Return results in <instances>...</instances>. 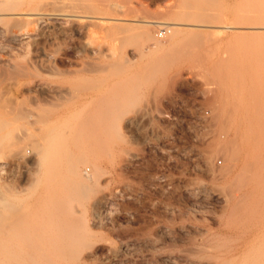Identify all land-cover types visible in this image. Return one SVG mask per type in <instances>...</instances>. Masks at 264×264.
<instances>
[{
    "label": "bare ground",
    "instance_id": "1",
    "mask_svg": "<svg viewBox=\"0 0 264 264\" xmlns=\"http://www.w3.org/2000/svg\"><path fill=\"white\" fill-rule=\"evenodd\" d=\"M138 5L141 0H0V264H264V0H169L158 17ZM155 28L173 30L167 44L155 40ZM69 48L81 62L62 70L56 56ZM185 65L194 69L189 74L198 70L195 75L219 82L221 131L235 128L236 136L198 150L221 148L226 167L192 161L197 166L186 181L184 167L179 174L164 168L144 179L146 192L113 197L107 168L121 175L113 160L123 150L126 124L144 121L138 108L144 89ZM53 73L61 85L48 91L43 77ZM217 185L225 193L210 199L220 205L214 225H182L204 219L187 206L208 208L204 193Z\"/></svg>",
    "mask_w": 264,
    "mask_h": 264
},
{
    "label": "rangeland",
    "instance_id": "2",
    "mask_svg": "<svg viewBox=\"0 0 264 264\" xmlns=\"http://www.w3.org/2000/svg\"><path fill=\"white\" fill-rule=\"evenodd\" d=\"M233 1H236V3L237 4H239L240 2H242V0H233ZM141 3H143V5L141 6H139L138 8H143L142 10H147V12H151L150 14L152 15H149V13L148 14H145V15H149V16H151V17H158V16H160V13L161 12H166L167 13V10H168V5L167 4H169V0H141ZM157 10V11H156ZM159 10V11H158ZM160 10H161V12H160ZM164 10V11H163ZM158 12H160L159 13V15L158 16H155V14L156 13H158ZM161 15H163V13H161ZM167 21H170V20H167ZM173 25H171L170 27H172ZM180 26V25H179ZM180 27H183L182 25L180 26ZM157 30V31H156ZM155 31V32H154ZM159 31V32H158ZM166 31V32H165ZM245 31V30H244ZM243 30L241 31V32H244ZM251 31H253V30H251ZM167 34V35H166ZM173 34V30L171 29V30H163V29H158V28H155V29H153V36H154V38H155V40L157 41V42H159V43H162V44H167L168 43V40H169V37L171 36ZM165 36V37H164ZM231 36V35H230ZM165 39V40H164ZM161 40V41H160ZM167 42V43H166ZM129 46L130 45H127L126 47H125V56H131L132 55V49L135 47H133V45L131 44V46L133 47L132 49H131V47H130V49H129ZM70 52H69V51ZM69 52V53H68ZM74 52H76L75 50H72L71 48H69V49H66V50H63V52H61L58 56H56V62H58L57 64H58V66L60 67V69H62V70H68L69 68H75L80 62H81V57H80V55L78 56V54H76V53H74ZM126 52H129V54L127 53V55H126ZM67 54V55H65V54ZM72 53V54H71ZM73 53L75 54V55H73ZM63 54V55H62ZM71 55V56H70ZM76 56V57H75ZM63 57V58H62ZM60 58V59H59ZM66 60H65V59ZM68 58V59H67ZM71 58V59H70ZM75 58V59H74ZM74 59V60H73ZM64 60H65V62H64ZM77 60V61H76ZM71 61H73V62H71ZM60 62H62V64L60 63ZM66 62H67V64H69V65H67L66 64ZM65 63V64H64ZM71 63H74L73 65L71 64ZM76 63V64H75ZM64 64V65H63ZM67 66H68V69H67ZM72 66V67H71ZM184 66V65H183ZM178 67V68H176V70L175 69H172L169 73H168V75L166 76V78H165V80H161V79H159L153 86H152V88L151 89H144V92L142 93V98H141V104L139 103V105H138V108L140 109V111L141 110H143L142 112L145 114V116H144V121L142 120V122L139 124V126L137 125V127H131V129H130V127L126 124V126H127V128H126V126H125V129H124V143L122 144L123 145V150H122V152L117 156V158H119V159H117V158H115L113 161H118V164H117V168L119 169V168H122L121 169V171H120V174L121 175H119V174H117L116 172H115V170L113 169V168H110V166H108V168H107V170L109 171L108 173H111V174H109L110 176H109V184H108V192H110L111 194H113V193H116V194H113V197L114 196H117L118 194L117 193H120V192H118V191H124V190H127V191H131V192H134V193H143V192H146L145 191V187H144V183H145V180H146V177H155V176H158V174H161V173H163V172H165L166 170H171V171H173L174 172V174H179L180 172H179V170L180 169H182L183 167V171L182 170H180L181 171V173L182 172H186V170L188 171L187 173H185V175H182V174H180L182 177V179L183 180H189V178L191 177V175H189V177H188V174L190 173V171H194L195 169H193V167L195 166H197L195 163H193L192 161H196V160H198V161H213L212 163V165H214L215 167H217L218 169H222V168H224V167H226V165H227V161H228V159H227V157H226V162L224 161L225 159H223V155H225V153H224V151L223 150H221V148H220V151H218V149L219 148H216V150L214 149L213 151H210V150H208V152L207 151H200L201 150V148H202V146H203V148H202V150H205L206 149V146H207V149H208V146H209V149L212 147V144H214L215 143V141H217V139H218V141H220L221 143H228V142H230L233 138L235 139V136H236V129L235 128H228V129H226V131H225V129H224V131H221L222 130V128H223V126H222V124H223V121H222V118H220V111H221V105H220V103L216 100L217 99V96L219 95V82L216 80V79H211V81H213V82H211L210 80V82H208V79L207 78H205L204 76L202 77V75L200 76L199 74H200V72L199 73H197L198 72V70H195V71H197L196 72V75H195V71L194 72H192V74H194V75H191V74H189L190 73V70H194V69H186V68H191V67H189L188 65H185V67ZM179 70V71H178ZM188 70V71H187ZM178 71V72H177ZM183 72V73H182ZM189 72V73H188ZM174 73H176V74H174ZM186 73V74H185ZM54 74V75H53ZM53 74H51V75H49V74H45V76L43 77L44 78V83H45V85H47V89H48V91L50 90L49 89V87L51 86H53L54 85V87H56V86H60L61 85V82H60V79H59V76H57L55 73H53ZM173 74H174V78H173ZM183 77H182V76ZM185 75V76H184ZM187 75V76H186ZM197 75H199L198 77H201V78H199L200 79V81H199V79L198 78H196V76ZM181 76V77H180ZM195 78H194V77ZM57 77H58V80H57ZM170 78H173V82H171L170 81ZM179 78L181 79V80H179ZM195 79H196V81H195ZM198 79V80H197ZM167 80V81H166ZM183 80V81H182ZM185 80V81H184ZM189 80V81H188ZM203 80H205L204 82L207 84V82H208V84L207 85H209V83H211V85L212 84H214V85H210V88L212 89H209V86H207L205 83V85H203L202 86V84L201 83H198V82H202ZM216 80V81H215ZM179 83H178V82ZM190 81H191V83H190ZM195 81V82H194ZM172 84H171V83ZM174 82H175V85H174ZM187 82H189V83H187ZM197 82V83H196ZM214 82H216L217 84H215ZM50 84H53V85H50ZM200 84V85H199ZM171 85V88L170 87H168V86H170ZM198 86H201V87H198ZM207 86V87H206ZM44 88L43 89H46L45 88V86H43ZM50 87V88H51ZM162 87V88H161ZM174 87V89H172ZM176 87V88H175ZM179 87V88H178ZM214 87V88H213ZM163 90H161V89ZM166 88V89H165ZM207 90H209V92L208 93H206L207 91H206V89ZM204 89V90H203ZM214 89V90H213ZM158 90H159V92H158ZM169 90H171V92L169 91ZM178 90V91H177ZM180 90V91H179ZM185 90V91H184ZM203 92H202V91ZM211 90V91H210ZM44 91V90H43ZM45 91H47V90H45ZM148 91H149V93H148ZM174 91V92H173ZM187 91V92H186ZM170 92V93H169ZM186 92V93H185ZM200 92H202V93H200ZM205 92V93H204ZM215 92H216V97L214 96V94H215ZM145 93V94H144ZM158 93V94H157ZM168 93V94H167ZM211 93H212V95H213V97H211ZM160 94V95H159ZM164 94H165V96H164ZM194 94V95H193ZM206 94V95H205ZM157 95V96H156ZM162 95L164 96V97H162ZM193 95V96H192ZM202 95H204V96H202ZM208 95V96H207ZM146 96H148V97H146ZM167 96V97H166ZM200 96H202V98L200 97ZM152 97V98H151ZM159 97V98H158ZM173 97V98H172ZM208 97V98H207ZM211 97V98H210ZM162 98V99H161ZM164 98V99H163ZM199 98H200V100H201V103L199 102L200 100H199ZM150 99L152 100V101H150ZM158 99V100H157ZM209 99H211V100H209ZM215 99V100H214ZM143 100V101H142ZM154 100V101H153ZM161 100V102H159ZM206 100H209L208 102L206 101ZM213 100L215 101L214 102V104H213ZM150 101V102H149ZM204 101H205V104H204ZM142 102H143V104H142ZM151 102H154V103H151ZM182 102V103H181ZM160 103H162L161 105H163L164 107L162 108V106L160 105ZM165 105H164V104ZM144 104L146 105V107L144 106ZM152 104V105H151ZM155 104V105H154ZM202 104V105H201ZM205 106H204V105ZM212 104V105H211ZM215 104H216V106H215ZM217 104H218V106H217ZM183 105V106H182ZM196 106L197 107V109L198 110H196V107L194 108V106ZM150 106H153V107H150ZM177 106H178V108H177ZM189 108H188V107ZM148 107V108H147ZM151 109H150V108ZM166 107V108H165ZM200 107V108H199ZM216 108V110H215V108ZM159 108H162V110H160ZM177 108V109H176ZM203 108V109H202ZM211 108L214 110V111H211ZM149 109V110H148ZM153 109H155L154 111H153ZM171 109V110H170ZM179 109V110H178ZM209 109V110H208ZM158 110H160V111H158ZM150 111V112H149ZM163 111H164V113H163ZM203 111H205V112H203ZM209 111H211L210 113H209ZM153 112V113H152ZM159 114H158V113ZM164 115H163V114ZM203 113V114H202ZM208 113V114H207ZM221 113H222V111H221ZM149 114H150V116H149ZM162 114V115H161ZM185 114V115H184ZM214 114H218V115H214ZM167 115V116H166ZM182 115H184V116H182ZM187 115V116H186ZM188 115H190V116H188ZM197 115V116H196ZM214 117H213V116ZM157 116H158V118H157ZM163 116V117H162ZM194 116H196V117H198V119L196 118V117H193ZM200 117V118H199ZM205 117V118H204ZM209 117H211V118H209ZM176 118V120H173V119H175ZM192 118H193V120H192ZM207 118H209V120L207 119ZM213 118H215L214 119V121L216 122V124L214 123V121H213ZM149 119V120H148ZM150 119H152L151 120V122H150ZM156 119H158V120H156ZM163 121H162V120ZM162 122H161V121ZM183 121L182 122V124H181V121ZM200 120V121H199ZM203 120V121H202ZM148 121V122H147ZM156 121V122H155ZM167 121V122H166ZM169 121V122H168ZM179 121V122H178ZM206 121V122H205ZM166 122V123H165ZM172 122V123H171ZM191 122H192V124H191ZM211 122V123H210ZM167 123H168V125H167ZM207 125V127L204 125ZM210 123V124H209ZM145 124V125H144ZM160 124V125H159ZM164 124V125H163ZM172 125V127H170L171 125ZM177 124V125H176ZM214 125L213 127H212V125ZM220 124V125H219ZM152 125H153V128H152ZM156 127H155V126ZM163 125V126H162ZM194 125L196 126V127H194ZM150 128H149V127ZM168 126V127H167ZM200 126V127H199ZM221 126H222V128H221ZM145 127H148L149 128V130H148V128H146V130L144 129ZM164 127V128H163ZM166 127H167V129H166ZM182 127V128H181ZM210 127V128H209ZM170 128V129H169ZM171 128H172V130H171ZM219 128H220V130H219ZM128 129V130H127ZM158 129V130H157ZM201 129H203L205 132H203V130H201ZM206 129V130H205ZM209 129H210V131H209ZM128 131V132H126V131ZM130 130V131H129ZM132 130V131H131ZM144 130H145V132L147 133H145L144 132ZM154 130H156V131H154ZM170 130H171V133H170ZM202 132H201V131ZM216 130V131H215ZM206 131L208 132V134L206 133ZM232 131V132H231ZM132 134H130V133ZM150 132V133H149ZM167 134H166V133ZM212 132V133H211ZM224 134H223V133ZM230 132L232 133L231 135H230ZM129 133V134H128ZM156 133V134H155ZM181 133V134H180ZM188 133V134H187ZM208 135H206V134ZM148 136H146V135ZM150 134H151V136H150ZM163 134H164V136H163ZM195 134V135H194ZM201 134H203V136L201 135ZM222 134V135H221ZM191 135V136H190ZM199 135V136H198ZM214 135V136H213ZM132 136V137H131ZM140 136V137H139ZM152 136L154 137V138H152ZM157 136V137H156ZM163 136V137H162ZM197 136V137H196ZM207 136V137H206ZM209 136H210V138H209ZM212 136V137H211ZM219 136V137H218ZM234 136V137H233ZM150 137V138H149ZM172 137H173V140H172ZM194 137V138H193ZM198 137L200 138V139H198ZM220 137H222V138H220ZM231 138V139H228V138ZM132 138V139H131ZM140 138H141V142H140ZM156 138H158V139H156ZM193 138V139H192ZM198 140H197V139ZM215 138H216V140H215ZM227 138V139H226ZM131 139V140H130ZM135 139V140H134ZM146 139L147 140H150L149 142L148 141H146ZM156 139V140H155ZM220 139V140H219ZM222 139V140H221ZM134 140V141H133ZM145 140V141H144ZM161 140H162V142H161ZM190 140V141H189ZM203 140V141H202ZM208 140V141H207ZM226 140H228V141H226ZM136 141V142H135ZM155 141V142H154ZM170 141H172L173 142V144L174 145H172V142H170ZM179 141V142H178ZM194 141H196V142H194ZM197 141L199 142V143H197ZM202 141V142H201ZM210 141V142H209ZM226 141V142H225ZM132 142H133V144H132ZM175 142H176V144H175ZM203 142H205V143H203ZM207 142V143H206ZM213 142V143H212ZM135 143V144H134ZM170 143V144H169ZM184 143V144H183ZM194 143V144H193ZM137 144V145H136ZM149 144V145H148ZM166 144H168V145H166ZM189 144V145H188ZM197 144V145H196ZM201 144V145H200ZM211 144V145H210ZM133 145H136V146H133ZM139 145H142V146H139ZM148 147H147V146ZM125 146V147H124ZM128 146V147H127ZM150 146H153V147H150ZM145 147H147V148H145ZM169 147V148H168ZM172 148V150L170 151V150H167V149H171ZM177 147V148H176ZM205 147V148H204ZM134 148V149H133ZM139 148H141V150L139 149ZM153 148V149H152ZM155 148V149H154ZM157 148V149H156ZM183 148V149H182ZM126 149V150H125ZM143 149H144V151H143ZM186 149V150H185ZM194 149H195V151H194ZM198 149H200V150H198ZM148 150V151H147ZM173 150H174V152H173ZM175 150H176V152H175ZM185 150V151H184ZM212 150V149H211ZM139 151H143L144 153H145V151H146V154H144L143 152H139ZM156 151V152H155ZM164 151V152H163ZM194 151V152H193ZM210 151V152H209ZM218 152V155L216 156V154H215V152ZM224 153V154H222V152ZM136 152V153H135ZM185 152V153H184ZM193 152V153H192ZM201 152H203V153H201ZM216 152V153H217ZM220 152V153H219ZM128 153V154H127ZM133 153H135V154H133ZM141 153V154H140ZM158 153V154H157ZM160 153V154H159ZM207 153V154H206ZM209 153V154H208ZM174 156H173V155ZM177 154V155H176ZM187 154H188V156H187ZM197 156H196V155ZM131 155V156H130ZM179 155V156H178ZM205 155V156H204ZM147 156V157H146ZM151 156V157H150ZM167 156V157H166ZM184 158H183V157ZM188 158H194L195 156H196V158H192L191 160L190 159H188ZM201 156V157H200ZM215 156V157H214ZM120 157H123V158H120ZM126 157V158H125ZM129 157V158H128ZM144 157V158H143ZM181 157V158H180ZM197 157L199 158V159H197ZM205 157V158H204ZM133 160H132V159ZM142 159V160H140V159ZM168 158V159H167ZM214 158V159H213ZM224 158H225V156H224ZM121 159H122V161H121ZM185 159V160H184ZM128 160V161H127ZM138 160V161H137ZM148 160H149V162H148ZM151 160H153L152 162L153 163H155V165H156V167H154V164L151 162ZM142 161V162H141ZM145 161V162H144ZM157 161V162H156ZM160 161H161V163H160ZM165 161V162H164ZM168 161L170 162V163H168ZM174 161V162H173ZM189 161H191L192 163L190 164L189 163ZM215 161V162H214ZM120 162V163H119ZM130 162V163H129ZM136 162V163H135ZM148 162V163H147ZM152 163V165H151V163ZM171 162H173V164L171 163ZM184 162V163H183ZM123 163V164H122ZM125 163V164H124ZM135 163V164H134ZM140 163V164H139ZM144 163V164H143ZM157 163V164H156ZM168 163V164H167ZM188 163V164H187ZM146 164V165H145ZM165 164V165H164ZM167 164V165H166ZM171 164V165H170ZM179 164V165H178ZM217 166H216V165ZM119 165V166H118ZM133 165V166H132ZM137 165V166H136ZM141 165H142V167H141ZM178 165V166H177ZM194 165V166H193ZM124 168H123V167ZM129 166V167H128ZM163 167V168H161V167ZM173 166V167H172ZM218 166H220V167H218ZM221 166H223L222 168H221ZM88 167V166H87ZM126 167V168H125ZM170 167V168H169ZM177 167H180V168H177ZM192 169H191V168ZM194 167V168H195ZM90 167H88V169H89ZM131 168V169H130ZM138 168V170L140 171H136V169ZM142 169L143 170V168H147V169H144L145 170V172H144V170H143V172H141V170L140 169ZM156 168H157V171H156ZM166 170H165V169ZM110 169V170H109ZM128 169V170H127ZM135 171H134V170ZM155 169V170H154ZM158 169H159V171H158ZM160 169H161V171H160ZM173 169V170H172ZM186 169V170H185ZM112 170V171H111ZM150 170V171H149ZM156 171V172H154V171ZM163 170V171H162ZM175 170H178V171H175ZM115 173H114V172ZM134 172V174H133V172ZM152 171V172H151ZM125 172V173H124ZM130 173V175H129V173ZM113 174V175H112ZM116 174V175H115ZM123 174H124V176L126 177H124L123 176ZM133 176H132V175ZM141 174V175H140ZM187 174V175H186ZM191 174V173H190ZM114 175H115V177H114ZM142 175H144V176H142ZM179 175V176H180ZM135 176H137V177H135ZM184 176V177H183ZM128 177H130V178H128ZM186 177V178H185ZM113 178V179H112ZM142 178V179H141ZM124 179V180H123ZM129 179H132V180H129ZM145 179V180H144ZM112 180H113V182H112ZM118 180V181H117ZM126 180V181H125ZM128 180V181H127ZM135 180V181H134ZM144 180V181H143ZM121 181V182H120ZM143 181V182H142ZM115 182H116V184H115ZM122 182H124V183H126V185L124 184V183H122ZM130 182H132V183H130ZM134 183V184H133ZM136 183V184H135ZM200 182H198L197 183V185H195L194 187H193V192L195 193V194H198L199 192H200V189L198 188V186H200L201 184H203V183H200ZM121 184V185H120ZM109 185H111V186H109ZM132 185V186H131ZM133 185H135V186H133ZM139 185V186H138ZM119 186H120V189H119ZM122 186V187H121ZM140 186H142V188L140 187ZM218 186V185H217ZM213 186V190H208L206 193H204L205 195H206V201L209 203V204H207V207L208 208H205V206L204 207H202V206H195L194 205V207L196 208V207H198V209H195L193 206L191 207V205H189V206H187L186 208V210L187 211H189V213L190 214H192V215H199L200 217L202 216V218H204V219H202L201 221H197V220H192V221H187V222H185L184 224H182V225H184V226H186L187 224L188 225H191V222H192V226H196V227H198L199 229H203V230H205V229H208V228H210L212 225H214V222H213V218L215 217V209H218L219 208V206L220 205H218V203L216 204L215 203V201H214V203H213V201L212 200H214V197L215 196H224V193H225V191H224V189L221 187V185L220 186ZM117 187V188H116ZM219 188V190L217 189V188ZM140 188V189H139ZM222 188V189H221ZM119 189V190H118ZM223 190V191H222ZM176 191V190H175ZM197 191V192H196ZM222 191V192H221ZM113 192V193H112ZM174 192V191H173ZM224 192V193H223ZM210 193V194H209ZM218 194V195H217ZM210 199H212V200H210ZM187 200V199H186ZM185 201V200H184ZM188 201V200H187ZM186 201V202H187ZM186 202L185 203H183V202H180V204H181V206L180 207H182V205L184 204H186ZM211 202V203H210ZM217 202V201H216ZM214 204V205H211V204ZM183 205V206H184ZM212 207H211V206ZM216 205H218V206H216ZM215 206V207H214ZM140 207H142V208H140ZM140 207H138L140 210H144V209H146L145 208V203L142 205V206H140ZM217 207V208H216ZM128 208H131L132 210H130V212L131 213H134V214H136V213H138L139 214V212L136 210L137 208L134 206V205H130ZM190 208H191V210H190ZM193 208V209H192ZM202 208V209H201ZM205 208V209H204ZM209 208H210V210H209ZM201 209V210H200ZM208 209V211H207V213H206V210ZM136 210V211H135ZM193 210H195V211H193ZM213 210H215V211H213ZM192 212H194V213H192ZM199 212H201V213H199ZM209 214V215H208ZM214 215V216H213ZM205 216H207V217H205ZM209 217V218H208ZM212 217V218H211ZM154 218V217H153ZM152 218V219H153ZM206 218H208V220L206 219ZM211 218V219H210ZM206 220L208 221V223L206 222ZM194 221V222H193ZM196 222V223H195ZM210 222V223H209ZM201 223V224H200ZM213 223V224H212ZM186 224V225H185ZM200 224V225H199ZM205 224V225H204ZM207 224V225H206ZM209 224L211 225V226H209ZM182 225H176V226H174L173 228H177V227H180V226H182ZM202 225V226H201ZM206 227V228H205ZM216 228V227H215ZM214 230V229H213ZM220 230V231H219ZM216 231L218 232H222V233H224L225 231L223 230V229H216ZM215 231V232H216ZM216 232V233H217ZM91 264H97L96 262H93V263H91Z\"/></svg>",
    "mask_w": 264,
    "mask_h": 264
}]
</instances>
